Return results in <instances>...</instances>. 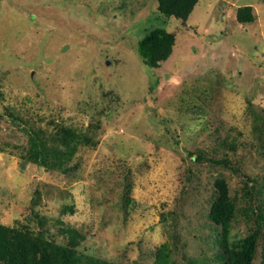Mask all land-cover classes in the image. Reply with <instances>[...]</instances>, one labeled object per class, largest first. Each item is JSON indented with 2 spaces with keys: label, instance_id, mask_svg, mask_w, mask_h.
Returning a JSON list of instances; mask_svg holds the SVG:
<instances>
[{
  "label": "rangeland",
  "instance_id": "obj_1",
  "mask_svg": "<svg viewBox=\"0 0 264 264\" xmlns=\"http://www.w3.org/2000/svg\"><path fill=\"white\" fill-rule=\"evenodd\" d=\"M158 27L176 41L150 68L137 42ZM23 124L57 143L73 131L71 172L23 160ZM217 179L236 207L229 244L259 230L264 264V0H198L186 21L157 0H0V224L57 242L75 228L119 264H154L162 245L168 264H215Z\"/></svg>",
  "mask_w": 264,
  "mask_h": 264
},
{
  "label": "trees",
  "instance_id": "obj_2",
  "mask_svg": "<svg viewBox=\"0 0 264 264\" xmlns=\"http://www.w3.org/2000/svg\"><path fill=\"white\" fill-rule=\"evenodd\" d=\"M157 1L158 11L162 15L186 21L198 0ZM236 19L239 23L252 22L251 6L239 7ZM175 39V35L164 28L151 29L138 40L137 52L145 65L156 68L171 55ZM10 116L13 121L21 123L18 117L13 114ZM22 127L28 140L23 160L63 174L71 172L73 166L70 165V160L77 144L72 142L79 139L73 134V131L60 130V137L57 140L59 143H57L54 142L57 138L53 139V135L45 134L41 129L35 130L27 127L26 124H23ZM48 141H53V143L49 144ZM229 146L234 148L232 145ZM214 162L229 166V161L226 159H218ZM247 179L255 182L250 177ZM214 186L215 196L208 217L214 227L218 228L216 239L220 250L214 254L213 260L216 261L215 264H253L259 230L254 229L245 238L229 244L228 235L231 221L235 216V203L229 195L224 180H215ZM244 194L250 200H253V197L255 201L261 199V189L255 186L245 185ZM250 206L252 213L255 211V222L259 225L260 220L263 219L260 203H256V205L253 203ZM72 212L73 207L65 205L61 214ZM57 222L64 224L60 220ZM59 232L64 235L65 242L51 240L47 236L46 230L32 232L28 228L19 229L0 224V264H119L88 253L87 247L82 243L83 235L75 228L64 225L59 228ZM164 248L165 245H162L157 250L154 264H168V256ZM262 254L264 258V252ZM189 263L193 264L191 261Z\"/></svg>",
  "mask_w": 264,
  "mask_h": 264
}]
</instances>
